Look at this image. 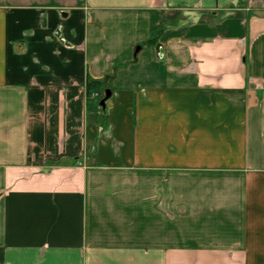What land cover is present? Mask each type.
<instances>
[{
	"label": "crops",
	"instance_id": "obj_1",
	"mask_svg": "<svg viewBox=\"0 0 264 264\" xmlns=\"http://www.w3.org/2000/svg\"><path fill=\"white\" fill-rule=\"evenodd\" d=\"M0 264H264V0H0Z\"/></svg>",
	"mask_w": 264,
	"mask_h": 264
},
{
	"label": "trees",
	"instance_id": "obj_2",
	"mask_svg": "<svg viewBox=\"0 0 264 264\" xmlns=\"http://www.w3.org/2000/svg\"><path fill=\"white\" fill-rule=\"evenodd\" d=\"M148 43H149V45L154 44V39H153L151 42H148ZM97 83H98V82H95V81H88V82H87V89H88L89 93L91 92V90H92L93 88L96 87Z\"/></svg>",
	"mask_w": 264,
	"mask_h": 264
},
{
	"label": "water",
	"instance_id": "obj_3",
	"mask_svg": "<svg viewBox=\"0 0 264 264\" xmlns=\"http://www.w3.org/2000/svg\"><path fill=\"white\" fill-rule=\"evenodd\" d=\"M110 97V91L106 90L105 91V96L103 97V99L100 101V106L103 108L104 107V103L105 101Z\"/></svg>",
	"mask_w": 264,
	"mask_h": 264
},
{
	"label": "rangeland",
	"instance_id": "obj_4",
	"mask_svg": "<svg viewBox=\"0 0 264 264\" xmlns=\"http://www.w3.org/2000/svg\"><path fill=\"white\" fill-rule=\"evenodd\" d=\"M103 97H104V95H103V94H100V97H99V99H100V98L102 99Z\"/></svg>",
	"mask_w": 264,
	"mask_h": 264
}]
</instances>
